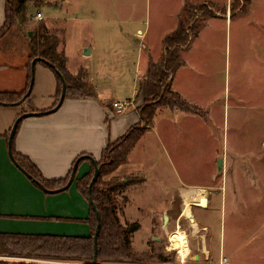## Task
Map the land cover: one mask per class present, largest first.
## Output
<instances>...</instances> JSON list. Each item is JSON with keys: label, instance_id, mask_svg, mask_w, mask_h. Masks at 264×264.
Instances as JSON below:
<instances>
[{"label": "rangeland", "instance_id": "1", "mask_svg": "<svg viewBox=\"0 0 264 264\" xmlns=\"http://www.w3.org/2000/svg\"><path fill=\"white\" fill-rule=\"evenodd\" d=\"M183 3L184 0L30 2L26 24L15 26L0 41V64L8 65L3 74L23 70L30 62L32 39L48 33L51 41L57 42V51L66 59L68 71L86 81L95 93L92 81L95 68L103 72L120 69L126 77L122 83L129 88L127 96L132 95L134 82L138 94L143 96L145 77L150 65L155 63L147 46L152 45V52H162L161 37L172 31L175 14ZM226 5L227 0H198L186 7H199L220 16L222 13L216 15L217 10ZM228 5L232 7V14L228 19L225 15L223 19L208 21L197 44L202 64L213 67L200 81L207 84L217 126L197 129L194 143L185 138L182 144L171 148V155H162L165 147L159 140L149 155H129L124 166L106 178L127 183L117 193L120 217L125 225H141L133 234V247L151 255L149 264H218L222 255L221 238L226 244L223 253L230 264H264V0H228ZM246 8L255 12L242 14ZM39 13L42 19L37 17ZM202 16L198 13L193 21L186 19L183 12L179 19L191 25L201 21ZM87 48L90 55L84 54ZM159 62L158 59L155 64ZM169 82L170 78L166 84ZM168 99L172 103L163 101L157 112L168 105L182 108L173 104L175 97L169 95ZM190 109L200 111L198 107ZM202 115L209 117L204 111ZM153 123L143 122L140 126L146 130ZM208 128L212 133L216 130L215 139H208ZM214 148L218 150L217 155H211ZM220 158L224 159L221 174L218 173ZM72 188L75 194L76 187ZM182 188L196 190L192 207L195 218L187 219L183 213L170 216L169 223L165 224V214L175 207L167 208L176 196L177 205L184 200V190H179ZM66 193L58 200L69 197L70 192ZM86 201L90 214V203ZM70 204L76 206L74 202ZM193 221L199 228L192 227ZM80 224H74L77 232L83 229ZM204 224L209 225L216 237L214 252L200 250L201 237L208 233ZM179 229L188 234L190 251L184 257L170 241L169 233ZM19 262L82 264L0 254L1 264Z\"/></svg>", "mask_w": 264, "mask_h": 264}, {"label": "crops", "instance_id": "2", "mask_svg": "<svg viewBox=\"0 0 264 264\" xmlns=\"http://www.w3.org/2000/svg\"><path fill=\"white\" fill-rule=\"evenodd\" d=\"M196 1L198 0H184L180 11L175 14L172 31L161 37V44L167 35L179 28L181 22L179 17L186 11V5L196 3ZM5 8L6 0H0V29L5 24ZM254 12L255 10L252 8L241 11L242 14ZM221 13L222 15H220ZM230 13L232 14V7L228 5L227 0L226 8L217 10L216 15L220 16L209 17L198 35L192 40L189 48L182 52V65L169 82L172 91L179 95L184 103L190 108L198 107L200 111L190 108L183 109L178 106L171 107L170 105L165 106V109L159 108L153 125L148 126L130 155H149L152 147L159 140L165 147V152L162 155H171V148L182 144L185 138L194 143L197 129L203 126H217L215 115L211 113L213 107L210 97L208 98L210 92L207 84L204 85L200 81L201 77L207 75L208 70L213 67L202 64L203 59L198 53L197 44L202 38V31L208 21L223 19L225 15L228 19ZM147 47L153 62L161 60L165 51L164 47L159 54H157L158 50L157 52L151 51L152 45ZM25 65L23 70L14 71L12 74H3L8 65L0 64V91H22L25 89L28 82L29 63ZM95 69L97 70L96 75L92 78L97 90L95 96H66L62 106L56 112L26 118L17 131L15 136L16 151L29 157L38 166L43 176L49 180L67 177L79 157L89 155L99 161L110 142L117 141L130 128L143 123L141 110L145 105V95L138 94L136 82L132 86V95L127 96L129 88L122 83V80L126 78L125 75L123 76V70L116 69L113 72L105 70L103 72L98 68ZM96 80L99 82H95ZM57 90L58 79L55 72L38 62L35 66L32 96L21 104L0 105V232L65 236H89L91 234L88 223L80 224L77 221H84L89 216V206L77 187V179L90 172L93 166L91 160H83L71 188L56 197L53 196L56 193H47L34 183L15 165L9 153L10 132L19 116L26 112L53 109L60 99L57 97ZM115 102H129L130 106L125 112L117 113L113 107ZM216 102L218 103L217 100ZM203 111L208 114V118L203 117ZM145 122L147 123V121ZM207 132L208 139L217 137L216 130L212 133L208 128ZM217 152V148H214L211 155H217ZM129 162H131V158ZM72 187H76L75 194L71 191ZM179 190L182 191L184 188ZM194 191L196 193L195 189ZM66 192H70L68 193L69 197L58 200L60 196L67 194ZM178 200L179 198L176 196L167 209L174 208ZM71 202H74L76 206H71ZM52 209L53 214L51 215ZM200 223L202 222L200 221ZM54 224L58 225L54 227ZM74 224L83 225V229H79L81 232L75 230ZM203 228L208 233L201 237L200 250H204L203 238L206 236L205 249L207 251L211 249L214 252L217 245L216 237L211 232L209 225L204 224ZM225 249L226 244H223L221 238L220 253L222 255L225 254L223 253Z\"/></svg>", "mask_w": 264, "mask_h": 264}, {"label": "trees", "instance_id": "3", "mask_svg": "<svg viewBox=\"0 0 264 264\" xmlns=\"http://www.w3.org/2000/svg\"><path fill=\"white\" fill-rule=\"evenodd\" d=\"M36 0H6L5 24L0 29V41L4 39L12 29L23 26L28 19V4ZM203 15L201 21L197 20L193 24H186L181 19L177 30L167 35L163 41L165 48L164 55L158 64H151L149 73L145 77V105L142 107L141 114L143 122L153 123L158 107L165 103H172L168 96L175 97L174 105L182 108H190L183 100L171 89V84H166L182 65V52L189 48L192 40L198 35L201 28L205 25L209 17L214 14L199 7L187 6L186 19L193 20L197 14ZM194 21V20H193ZM39 35L33 41L30 52L28 82L22 91H0V105H16L27 94L35 80V72L32 69V62L35 58H42L40 61L45 66L51 68L58 79L57 97L62 94L63 81L59 73H62L67 82V95L72 97H93L95 90L84 80L73 75L66 68V59L57 51V42L51 41L48 33ZM32 95L30 94L28 98ZM26 99V100H27ZM161 100V103H157ZM33 110H36L33 108ZM21 114L19 117H21ZM22 123V122H21ZM20 123V125H21ZM139 123L128 130V132L117 141L110 142L104 149L101 159L98 161L101 167V174L98 178L92 193L90 184L95 174L93 164L89 173L77 180V187L82 196L90 203V214L86 221L91 228L89 236H65L56 234H25V233H6L0 232V254H8L24 258H31L49 262H78L82 264H93L96 256L95 234L99 220L97 211L100 213L101 228L98 237V264H149L151 255L141 253L133 247V234L140 229L139 223L123 224L120 217V206L117 193L122 192L126 187V182L116 180H106L116 170L128 161V157L145 133ZM19 125V127H20ZM19 129V128H18ZM13 151L16 160L21 168L26 170L34 180L41 182L47 189L56 190L67 185L70 180L71 172L63 179L45 178L38 166L27 156ZM80 158V157H79ZM75 163L78 161V159ZM83 160L80 162V164ZM74 163V165H75ZM35 183V182H34ZM93 198L97 210L91 204ZM10 246L13 250H10ZM161 261H164L161 259ZM1 264V263H0ZM2 264H41V263H2Z\"/></svg>", "mask_w": 264, "mask_h": 264}, {"label": "water", "instance_id": "4", "mask_svg": "<svg viewBox=\"0 0 264 264\" xmlns=\"http://www.w3.org/2000/svg\"><path fill=\"white\" fill-rule=\"evenodd\" d=\"M33 34V33H32ZM91 51L90 49H85L84 51V54L85 55H90ZM42 60V58L38 57V58H35L34 61L32 62V69L33 71L35 72V66L38 62H40ZM60 76H61V79L63 81V88H62V94H61V97L59 99V102L58 104L53 108V109H50L48 111H37V112H26L24 113L21 117H19L11 132H10V136H9V153H10V156H11V159L13 160V162L15 163V165L17 167H19L30 179L33 180L32 176L24 169L21 168L20 164L18 163V161L16 160L15 158V155H14V151H13V144H14V140H15V136L17 134V131H18V128H19V125L20 123L26 119V118H29V117H33V116H41V115H48V114H51V113H54L56 112L63 104V102L65 101L66 99V95H67V82L65 80V77L63 76L62 73H59ZM33 85H34V80H33V83L28 91V94L21 100L19 101L17 104H21L23 103L27 97L32 93L33 91ZM85 159H89L92 161V163L94 164L95 166V174H94V177L92 179V182L90 184V193H92L93 191V188L98 180V178L100 177V174H101V167L99 166L98 164V161L92 157V156H89V155H86V156H82L78 159V161L75 163L74 167H73V171H72V174H71V177H70V180L69 182L67 183L66 186L62 187V188H59V189H56V190H49L47 189L41 182L37 181V180H34V182L45 192L47 193H60V192H63V191H66L68 189L71 188V186L73 185V183L75 182L76 180V177H77V173H78V170H79V166H80V162L82 160H85ZM223 166H224V159L223 158H220L219 161H218V173L221 174L223 173ZM91 204L94 206V209L97 210V207L95 205V202L93 200V198L91 197V200H90ZM97 217H98V220H99V224H98V228H97V231H96V234H95V249H96V256H95V260L93 262V264H98L97 263V251H98V237H99V234H100V228H101V218H100V213L99 211H97ZM169 220H170V216H169V213H166L165 214V217H164V221H165V224L169 223ZM205 238L206 236L203 238V246L204 248L206 247V241H205ZM197 258L199 259L200 256L197 255Z\"/></svg>", "mask_w": 264, "mask_h": 264}, {"label": "bare ground", "instance_id": "5", "mask_svg": "<svg viewBox=\"0 0 264 264\" xmlns=\"http://www.w3.org/2000/svg\"><path fill=\"white\" fill-rule=\"evenodd\" d=\"M194 193L195 191L193 188L184 189L183 202L175 206V208L171 212L169 211V216L181 215L184 213L187 219L195 218L193 214V209H192ZM192 227L197 228L198 223L196 221H193ZM169 235H170V241L172 242L173 247L180 252V255L183 257L187 255L190 251L187 232L179 229V230L172 232L171 234L169 233Z\"/></svg>", "mask_w": 264, "mask_h": 264}, {"label": "built area", "instance_id": "6", "mask_svg": "<svg viewBox=\"0 0 264 264\" xmlns=\"http://www.w3.org/2000/svg\"><path fill=\"white\" fill-rule=\"evenodd\" d=\"M39 19L43 18V15L41 13L37 16ZM130 106L129 102H115L113 104V107L117 113H123L125 112ZM218 264H230L229 259L225 257V255H221L220 262Z\"/></svg>", "mask_w": 264, "mask_h": 264}]
</instances>
